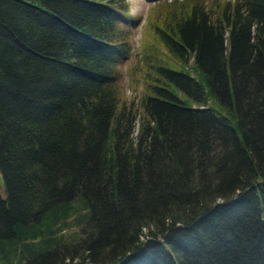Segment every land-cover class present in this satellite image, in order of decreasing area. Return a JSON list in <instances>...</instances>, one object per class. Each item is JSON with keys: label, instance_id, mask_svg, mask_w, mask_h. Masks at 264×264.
<instances>
[{"label": "trees", "instance_id": "trees-1", "mask_svg": "<svg viewBox=\"0 0 264 264\" xmlns=\"http://www.w3.org/2000/svg\"><path fill=\"white\" fill-rule=\"evenodd\" d=\"M152 6L128 105V0H0V264H264V0Z\"/></svg>", "mask_w": 264, "mask_h": 264}, {"label": "rangeland", "instance_id": "rangeland-1", "mask_svg": "<svg viewBox=\"0 0 264 264\" xmlns=\"http://www.w3.org/2000/svg\"><path fill=\"white\" fill-rule=\"evenodd\" d=\"M131 16L128 25L131 29V49L129 53L118 57V69L120 73L119 84L128 105L140 102L146 92V85L153 75L151 62L157 55L165 60L169 53L164 46L158 45L154 24L162 23L167 18L166 8L152 6L158 0H128ZM151 58V59H150ZM147 61V63H146ZM5 195V189L1 188ZM77 225L65 228L66 232L79 229Z\"/></svg>", "mask_w": 264, "mask_h": 264}, {"label": "water", "instance_id": "water-1", "mask_svg": "<svg viewBox=\"0 0 264 264\" xmlns=\"http://www.w3.org/2000/svg\"><path fill=\"white\" fill-rule=\"evenodd\" d=\"M0 183L4 186V178L3 175L0 174Z\"/></svg>", "mask_w": 264, "mask_h": 264}]
</instances>
